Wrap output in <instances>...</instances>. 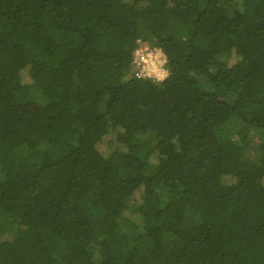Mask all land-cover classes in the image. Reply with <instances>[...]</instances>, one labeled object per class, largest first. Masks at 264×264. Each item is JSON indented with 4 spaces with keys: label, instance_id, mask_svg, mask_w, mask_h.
<instances>
[{
    "label": "trees",
    "instance_id": "trees-1",
    "mask_svg": "<svg viewBox=\"0 0 264 264\" xmlns=\"http://www.w3.org/2000/svg\"><path fill=\"white\" fill-rule=\"evenodd\" d=\"M10 233L0 264H264V0H0Z\"/></svg>",
    "mask_w": 264,
    "mask_h": 264
},
{
    "label": "built area",
    "instance_id": "built-area-1",
    "mask_svg": "<svg viewBox=\"0 0 264 264\" xmlns=\"http://www.w3.org/2000/svg\"><path fill=\"white\" fill-rule=\"evenodd\" d=\"M133 61L134 76L137 79L161 83L170 75L167 58L159 48H152L143 44L135 50ZM165 73H167L166 76ZM161 76L164 78L160 79Z\"/></svg>",
    "mask_w": 264,
    "mask_h": 264
},
{
    "label": "rangeland",
    "instance_id": "rangeland-1",
    "mask_svg": "<svg viewBox=\"0 0 264 264\" xmlns=\"http://www.w3.org/2000/svg\"><path fill=\"white\" fill-rule=\"evenodd\" d=\"M125 1L131 2L132 0H125ZM229 12H231L230 9H229ZM145 45H146V46L149 45V40L146 41ZM222 59L226 61L228 58H226V57H222ZM254 138H255V136H254ZM253 140H254V139H253ZM256 141H257V140H256ZM256 144H257V143H256ZM245 156H246V158L253 159L254 156H255V152H254V150L251 149V148L247 149V152H246V155H245ZM13 235H14V234H12V233H10V234H4V235H2L0 238H1L2 240H10V239H12V238L14 237Z\"/></svg>",
    "mask_w": 264,
    "mask_h": 264
},
{
    "label": "clouds",
    "instance_id": "clouds-1",
    "mask_svg": "<svg viewBox=\"0 0 264 264\" xmlns=\"http://www.w3.org/2000/svg\"><path fill=\"white\" fill-rule=\"evenodd\" d=\"M159 49H160V48H159ZM160 50H161V49H160ZM163 54H164V53H163ZM166 75H167V73H165V76H166ZM163 78H164V76H161V77H160V79H163Z\"/></svg>",
    "mask_w": 264,
    "mask_h": 264
}]
</instances>
